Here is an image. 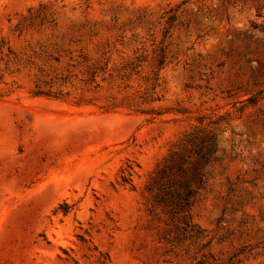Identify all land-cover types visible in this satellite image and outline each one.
I'll return each instance as SVG.
<instances>
[{"label": "rangeland", "instance_id": "1", "mask_svg": "<svg viewBox=\"0 0 264 264\" xmlns=\"http://www.w3.org/2000/svg\"><path fill=\"white\" fill-rule=\"evenodd\" d=\"M0 264H264V0H0Z\"/></svg>", "mask_w": 264, "mask_h": 264}]
</instances>
